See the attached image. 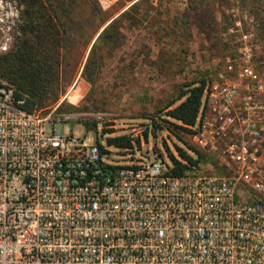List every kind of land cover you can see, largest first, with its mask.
<instances>
[{
    "label": "built area",
    "instance_id": "2783aa9c",
    "mask_svg": "<svg viewBox=\"0 0 264 264\" xmlns=\"http://www.w3.org/2000/svg\"><path fill=\"white\" fill-rule=\"evenodd\" d=\"M233 24L240 41L185 125L194 161L172 154L178 175L142 136L115 155L57 131L107 115L76 109L71 89L30 111L0 78V264H264V42Z\"/></svg>",
    "mask_w": 264,
    "mask_h": 264
},
{
    "label": "rangeland",
    "instance_id": "374dc122",
    "mask_svg": "<svg viewBox=\"0 0 264 264\" xmlns=\"http://www.w3.org/2000/svg\"><path fill=\"white\" fill-rule=\"evenodd\" d=\"M2 1L8 6L0 13V41H14L11 50L24 37L23 6L17 0ZM69 18L59 36L66 45L59 47L60 93L45 104L59 101L71 89L76 109L107 115L100 123H89L90 129L71 120L56 130L72 129L90 143L123 135L139 141L142 136V154L147 151L152 158L159 149L167 164L168 151L173 154L176 147L187 145L188 134L169 125L166 119L179 123L165 113L184 99L177 98L188 88L200 79L207 81L232 53L229 41H240L233 23L240 22L251 37L254 33L264 42V0H77ZM114 19L116 37L96 43ZM111 147L116 155L118 148Z\"/></svg>",
    "mask_w": 264,
    "mask_h": 264
},
{
    "label": "trees",
    "instance_id": "16d2710c",
    "mask_svg": "<svg viewBox=\"0 0 264 264\" xmlns=\"http://www.w3.org/2000/svg\"><path fill=\"white\" fill-rule=\"evenodd\" d=\"M17 1L23 6L21 17L23 19L24 37L20 41H16L11 50L0 54V78L14 88L15 99H24L22 107L31 111L46 106L47 99L51 96L54 99L60 93L58 89V66L61 61L59 47H66L63 41H59L60 37H63L60 34V28L63 31L67 30V23L71 19L69 15L74 11L77 0ZM115 23V19L111 21L95 42L115 38L116 33H113ZM50 37L53 40L46 41ZM205 85L206 80L200 79L197 85L191 86L177 98L180 99L184 96L182 101L166 111V116L181 124L167 119L165 121L176 129L188 132L189 129L185 125L195 122ZM87 125L90 124L87 123ZM152 125L159 126L154 122ZM166 128L175 133L170 126ZM136 140L139 143L138 139ZM107 144L116 147H132L128 135L108 137ZM186 147L191 148L190 145H186ZM101 148L104 150L102 146ZM176 150L187 162L192 163L194 161L186 149L176 147ZM168 153L172 161V173L182 174L187 165L175 159L170 151Z\"/></svg>",
    "mask_w": 264,
    "mask_h": 264
},
{
    "label": "bare ground",
    "instance_id": "6f19581e",
    "mask_svg": "<svg viewBox=\"0 0 264 264\" xmlns=\"http://www.w3.org/2000/svg\"><path fill=\"white\" fill-rule=\"evenodd\" d=\"M111 1V0H110Z\"/></svg>",
    "mask_w": 264,
    "mask_h": 264
},
{
    "label": "water",
    "instance_id": "95a60500",
    "mask_svg": "<svg viewBox=\"0 0 264 264\" xmlns=\"http://www.w3.org/2000/svg\"><path fill=\"white\" fill-rule=\"evenodd\" d=\"M160 157V156H159Z\"/></svg>",
    "mask_w": 264,
    "mask_h": 264
}]
</instances>
